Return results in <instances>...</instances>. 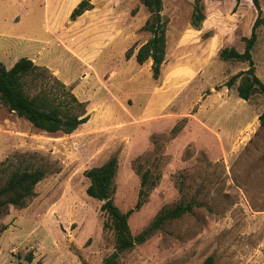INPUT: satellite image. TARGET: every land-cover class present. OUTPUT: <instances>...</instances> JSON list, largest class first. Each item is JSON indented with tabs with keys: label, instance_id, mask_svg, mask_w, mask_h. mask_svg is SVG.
<instances>
[{
	"label": "rangeland",
	"instance_id": "rangeland-1",
	"mask_svg": "<svg viewBox=\"0 0 264 264\" xmlns=\"http://www.w3.org/2000/svg\"><path fill=\"white\" fill-rule=\"evenodd\" d=\"M77 1L0 0V60L10 68L21 57L50 53L57 65L49 67L51 71L57 76L62 72L60 80L74 83L79 98L90 94L95 104L87 109L90 119L67 134L40 129L0 103V168L47 170L24 206L11 205L0 214V264H28L25 256L30 251L35 255L32 264H102L115 250L114 233L104 228L103 201L87 193L90 179L85 170L114 154L119 157L114 200L123 211L139 200L140 166H151L161 175L129 218L133 235L148 227L165 206L199 203L125 251L120 264H203L210 255L216 264H264V128L259 120L264 93L241 98L236 85L228 87L227 81L248 63L225 61L219 55L225 46L244 50L243 36H250L259 13L253 0H241L242 11L236 0H203L224 40L215 39L208 71L186 85L153 120L141 119V114L161 78L156 80L136 59L126 65L124 38L104 47L95 63L98 70L125 68L133 77L125 86L134 94L124 105L117 100L106 107L97 104L106 85L96 83L95 73L82 75V64L68 47L86 40L82 24L79 28L67 13ZM259 2L264 16V0ZM164 3L166 15L173 16L170 61L179 55L177 36L190 22L195 0ZM96 5L109 8L112 20L128 22L136 16L139 31L149 14L140 0H99ZM258 31L253 57L264 80V25ZM189 51L197 53L196 48ZM168 73L164 82L173 89ZM114 82L117 86L122 80Z\"/></svg>",
	"mask_w": 264,
	"mask_h": 264
},
{
	"label": "trees",
	"instance_id": "trees-1",
	"mask_svg": "<svg viewBox=\"0 0 264 264\" xmlns=\"http://www.w3.org/2000/svg\"><path fill=\"white\" fill-rule=\"evenodd\" d=\"M149 10L143 29L150 31L152 36L138 49L136 59L144 63L153 59L152 71L155 79L161 74L162 65L167 53V31L170 17L163 14L164 0H140ZM240 1V0H238ZM259 13L256 17L250 36H243L245 48L225 46L220 49V58L225 61H241L248 63V68L235 73L227 81L228 87L236 85L238 95L246 100L252 96L264 93V81L257 74L253 51L259 39V27L264 25V16L259 0H253ZM92 0H81L71 13L75 20L86 10L92 9ZM206 18L205 5L202 0H195L191 24L200 28ZM206 33L205 36H209ZM132 51H127L130 57ZM55 80L54 85L51 80ZM0 103L27 118L36 127L48 132L73 133L81 124L90 118L87 113V103L81 101L72 88L61 81L49 67L39 65L27 56L18 59L10 68L0 60ZM260 126L264 128V110L259 115ZM119 169L118 155H112L101 165L85 170L90 179L87 193L103 201L101 209L105 214L104 228L114 233L115 250L108 255L102 264H120L122 254L135 247L137 243L145 242L155 231L164 227L169 221L182 217L194 210L198 202H179L173 206H165L156 215L152 223L137 235L131 232L129 218L132 212L140 209L147 200L149 192L156 187L161 177L160 173L148 168L139 167L141 187L139 200L134 208L123 211L115 202V177ZM47 174L44 167H9L0 168V214L9 210L11 205L24 206L27 199L34 196L36 186ZM34 252L30 251L25 258L28 264L34 260ZM203 264H216L215 257L210 255Z\"/></svg>",
	"mask_w": 264,
	"mask_h": 264
},
{
	"label": "crops",
	"instance_id": "crops-1",
	"mask_svg": "<svg viewBox=\"0 0 264 264\" xmlns=\"http://www.w3.org/2000/svg\"><path fill=\"white\" fill-rule=\"evenodd\" d=\"M79 1L81 0H78L77 2L68 7V15H71L73 9L78 5ZM97 1L99 0H92L94 7L92 9L86 10L82 15L78 16L77 19H75V24L79 25V28L82 24L81 30L83 31L82 34L86 40H84L85 42L83 41L80 44L71 43V45L68 46L69 51L81 62V68L84 69L82 75H84L85 73L88 75H92V73H95L94 76L97 77L96 83H99L102 86L106 85V90L104 91L103 96L96 101L97 104L101 103L100 106L106 107L109 103H116L117 100L124 105V103L126 101H129V99L134 94L133 91H129V87L127 88L125 86L127 79L132 80V74L128 71L125 72V68L119 70L116 67H113L111 69L103 68L101 70H98V67L95 63L97 62L96 58L99 53L103 50V48L106 47L108 44L115 42L118 38H124V52L126 59L125 63L126 65H133L134 60L136 59L138 49L152 36V34L150 31L144 29L139 31L141 26H137L136 16H133L132 20H129L128 22L112 20L114 17H111L110 19L109 17H107V14L110 12L109 8L98 7L96 5ZM236 4L239 5V10L242 11L245 2L241 0H236ZM204 5L206 18L202 22L201 27H194L191 24L190 20V22L188 21L186 25L184 24L183 27L180 28L177 36L176 50V52L179 53V57L176 56L175 58H170V61L168 59L170 28L168 27L166 59L162 65L160 77L156 79L160 80L161 78V81L159 83L155 81L153 90L150 92V96L145 102L144 109L141 114V119L153 120L156 117L160 116L162 114V111L166 109L170 105V103L182 93V91H184L186 85L192 83L201 75H204L206 71H208L207 69L210 68L211 62L213 60V56L210 55V50L214 45L215 39L218 38L219 41L224 39L222 38V34L219 31V27H217V24L213 18V11L210 9L209 3L204 2ZM143 6L146 7L144 4ZM163 14H167L166 3H164ZM149 15L150 12L148 16H146L145 20H147ZM170 21L171 23L173 22V16ZM142 25L144 26V24ZM212 30L215 31H213L211 35L206 36V39L203 38V34L205 35L207 32ZM136 42H138V45L132 51V55L128 57L127 51ZM194 48H196L197 50L196 54H193L194 52L191 53V51H189ZM200 51H202L201 55L198 54ZM34 55L35 57L29 55L27 57L33 59L35 63L39 65H45L50 68L57 67L56 60L54 56L52 57V54L48 53L47 55H44V53L41 54L40 52H38L37 54L34 53ZM139 64H141L142 67L150 68L152 70L153 59L149 58L144 63L139 62ZM167 72H169L168 75H171V77L173 78V89H169L166 86V83L164 82V76ZM61 74L62 72L59 73L58 76L60 77ZM208 74H210V72ZM116 78H120L122 80V82H119L117 86L114 82ZM63 82L69 87H71L73 92L74 90L76 91L74 83L67 80L66 82L65 80H63ZM178 85L179 87H177ZM74 93L76 94V92ZM89 95L90 94L86 95L84 98L81 99L76 94V96L81 101H85L87 103V109H92L95 107V104L94 100L90 98ZM87 113L89 114L88 110ZM131 115L133 116V114Z\"/></svg>",
	"mask_w": 264,
	"mask_h": 264
}]
</instances>
